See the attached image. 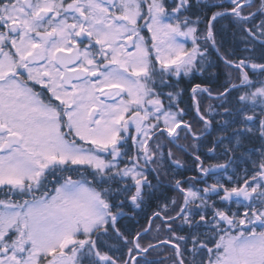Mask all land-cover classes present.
Instances as JSON below:
<instances>
[{
  "label": "snow or ice",
  "instance_id": "snow-or-ice-1",
  "mask_svg": "<svg viewBox=\"0 0 264 264\" xmlns=\"http://www.w3.org/2000/svg\"><path fill=\"white\" fill-rule=\"evenodd\" d=\"M161 246L264 264V0H0V264Z\"/></svg>",
  "mask_w": 264,
  "mask_h": 264
},
{
  "label": "flooded vegetation",
  "instance_id": "flooded-vegetation-1",
  "mask_svg": "<svg viewBox=\"0 0 264 264\" xmlns=\"http://www.w3.org/2000/svg\"><path fill=\"white\" fill-rule=\"evenodd\" d=\"M143 223V221H141ZM162 250L156 253H153V256L157 259L161 260L163 264H170V261L168 259H165L166 257H170L171 253L169 250L164 249L163 246H161Z\"/></svg>",
  "mask_w": 264,
  "mask_h": 264
}]
</instances>
